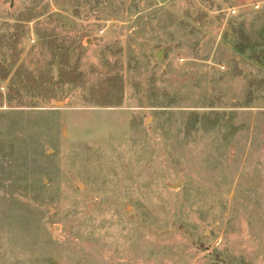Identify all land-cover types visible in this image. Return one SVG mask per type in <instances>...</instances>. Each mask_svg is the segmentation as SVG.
<instances>
[{
  "label": "rangeland",
  "instance_id": "1",
  "mask_svg": "<svg viewBox=\"0 0 264 264\" xmlns=\"http://www.w3.org/2000/svg\"><path fill=\"white\" fill-rule=\"evenodd\" d=\"M0 264H264V0H0Z\"/></svg>",
  "mask_w": 264,
  "mask_h": 264
},
{
  "label": "water",
  "instance_id": "2",
  "mask_svg": "<svg viewBox=\"0 0 264 264\" xmlns=\"http://www.w3.org/2000/svg\"><path fill=\"white\" fill-rule=\"evenodd\" d=\"M157 56H158L159 58L161 57V53H160V51H158Z\"/></svg>",
  "mask_w": 264,
  "mask_h": 264
}]
</instances>
